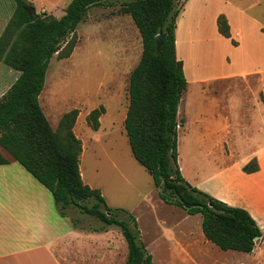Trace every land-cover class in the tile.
Returning <instances> with one entry per match:
<instances>
[{
    "label": "rangeland",
    "instance_id": "1",
    "mask_svg": "<svg viewBox=\"0 0 264 264\" xmlns=\"http://www.w3.org/2000/svg\"><path fill=\"white\" fill-rule=\"evenodd\" d=\"M123 1L93 6L77 28L79 41L72 54L52 57L40 95L44 113L56 130L65 112L80 110L75 132L83 143L82 178L101 189L108 206L123 209L120 218L129 214L137 218L140 240L152 253L154 264H264V239L251 253L221 249L207 240L202 215L165 202L152 175L135 158L124 120L130 75L141 60L143 42L133 17L120 12ZM0 5L9 22L15 0H0ZM177 5L183 8L177 19V55L188 81L178 111V118L184 120L179 128V164L191 184L204 187L212 184L216 169L226 164L221 151L228 120L234 125L231 146L237 151L236 159L244 158L255 143V132L250 135L246 124L252 117L258 121V95L264 93V0H177ZM220 14L228 18L230 38L218 31ZM244 72L247 80L242 78ZM18 74L0 60V97ZM100 105L107 113L96 131L86 117ZM0 151L9 154L1 146ZM72 208L88 228L103 225L108 230L104 236L105 250L111 251L106 254L107 263L125 264L128 244L120 227Z\"/></svg>",
    "mask_w": 264,
    "mask_h": 264
},
{
    "label": "trees",
    "instance_id": "2",
    "mask_svg": "<svg viewBox=\"0 0 264 264\" xmlns=\"http://www.w3.org/2000/svg\"><path fill=\"white\" fill-rule=\"evenodd\" d=\"M15 2L14 15L0 36V60L19 75L0 97V146L52 192L62 215L75 206L106 224L118 225L128 244L125 264H154L152 253L140 240L137 218L132 214L120 218L123 209L108 206L101 189L82 178L83 143L74 131L80 110L65 112L54 130L40 104L52 57H69L79 41L77 28L89 9L109 0H72L61 17L37 13L28 0ZM182 9L177 0L121 3L120 12L133 17L143 42L141 60L130 75L126 134L135 158L152 175L165 202L183 207L188 214L200 213L207 240L221 249L251 253L263 231L249 210L192 185L179 164V128L184 120L178 118V111L188 85L176 49ZM217 25L220 34L231 37L225 14L218 16ZM157 35H162L159 47ZM105 112L104 105L93 108L86 117L88 125L98 130ZM9 162L0 152V164ZM259 168L256 157L243 166L247 173Z\"/></svg>",
    "mask_w": 264,
    "mask_h": 264
},
{
    "label": "crops",
    "instance_id": "3",
    "mask_svg": "<svg viewBox=\"0 0 264 264\" xmlns=\"http://www.w3.org/2000/svg\"><path fill=\"white\" fill-rule=\"evenodd\" d=\"M28 1L33 3L37 13L46 12L54 15L56 12L65 14V8L72 0ZM7 15L3 16L0 5V36L7 25ZM178 32L177 26V52L179 51ZM248 76V73L244 72L242 78L247 80ZM12 83L3 90L1 97ZM262 96L264 98L263 90L261 95H258L260 112L258 121L252 117L246 124V128L252 131L250 135L255 132L253 136L255 143L251 144L250 151L241 160L235 158L237 151L231 146L235 140L234 125L228 120L225 125L226 139L222 141L225 147L221 151L226 164L217 168L212 174V184L206 183L207 186L203 187L202 184L197 183V187L228 204L249 210L262 229L261 239H264V100ZM106 113L100 117L99 129L103 126V115ZM235 126L238 127L237 124ZM240 134L244 135L242 132ZM245 135L252 143L251 136ZM5 156L10 162L0 164V264H108L106 258L108 260L110 257L106 254H111V251L105 250L107 236L106 239L104 238L108 230L103 225L88 228L86 222H81L73 215L72 206L65 209L66 215H62L52 192L20 162L17 165L10 153ZM254 157L258 160L259 170L252 173L245 172L243 166ZM35 182H40L42 185Z\"/></svg>",
    "mask_w": 264,
    "mask_h": 264
},
{
    "label": "water",
    "instance_id": "4",
    "mask_svg": "<svg viewBox=\"0 0 264 264\" xmlns=\"http://www.w3.org/2000/svg\"><path fill=\"white\" fill-rule=\"evenodd\" d=\"M161 40H162V35H157V47L160 46ZM255 239L258 240L259 238L256 237Z\"/></svg>",
    "mask_w": 264,
    "mask_h": 264
}]
</instances>
